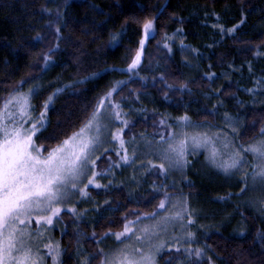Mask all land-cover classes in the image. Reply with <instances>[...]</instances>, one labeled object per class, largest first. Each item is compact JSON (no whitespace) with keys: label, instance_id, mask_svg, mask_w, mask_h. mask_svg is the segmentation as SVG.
I'll list each match as a JSON object with an SVG mask.
<instances>
[{"label":"trees","instance_id":"16d2710c","mask_svg":"<svg viewBox=\"0 0 264 264\" xmlns=\"http://www.w3.org/2000/svg\"><path fill=\"white\" fill-rule=\"evenodd\" d=\"M153 16L157 17L155 38L145 44L139 75L114 97L136 111L129 137L156 133L155 126L164 117L170 121L187 114L194 122L217 123L220 112L239 116L242 134L255 127L240 141L251 142L264 127V93L253 97L247 91L264 79V54H256L257 49L264 52V0H0V101L22 79L35 78L33 83L41 87V97L33 101L39 115L43 99L56 87L101 73L95 82L57 98L43 136H49L58 122L64 131L72 124L78 126L84 105L92 104L116 81L128 79L105 69L127 67L142 38L144 20ZM216 24L239 28L222 35L219 27H213ZM114 36L119 40L113 44ZM166 36L174 41L171 53L163 47L170 40ZM46 55L52 59L41 72ZM69 113H73L71 124L65 122ZM157 183L161 185L163 179ZM151 190L115 187L99 194L92 190L94 198L109 201L103 208L112 212L106 214L104 209L99 224L98 215L85 222L63 213L67 230L55 233L64 252L62 260L77 264V249L94 251L93 231L99 240L109 225L119 231L125 214L132 219L137 210L150 211ZM238 211L229 226L204 228L197 239L209 246L216 264H264V243L259 238L264 233L262 216L244 205Z\"/></svg>","mask_w":264,"mask_h":264},{"label":"snow or ice","instance_id":"6c2138e0","mask_svg":"<svg viewBox=\"0 0 264 264\" xmlns=\"http://www.w3.org/2000/svg\"><path fill=\"white\" fill-rule=\"evenodd\" d=\"M156 19L153 16L144 20L142 38L126 68L105 69L119 71L128 79L116 81L92 104L84 105L79 125L72 124L69 131H64L58 122L53 132L44 137L50 126L48 113L60 95L95 82L102 78L101 73L56 87L43 99L39 115H35L33 101L41 97V87L33 83L35 78L22 79L0 101V264H68L61 259L62 246L51 233L62 222L65 211L81 219L87 209L81 210L80 205L92 200L93 189L110 190L117 168L155 172L157 177L164 178V183L151 186L150 211L141 214L137 210L131 213L132 219L125 214L120 230L112 231L113 225H109L99 240L93 231L94 251L77 249V264H159L165 255L164 264H215L209 246H193L198 245L197 233L193 231L198 217L189 197L174 195L175 183L167 184L168 178L178 173L191 187L188 172L198 163L193 158L201 153L207 167L228 179L240 177L237 198L242 199L250 191L264 193V127L259 128L251 142H240L255 127L244 129L242 134L239 116L225 113L220 129L194 124L187 114L177 118L175 124L167 123L168 118L164 117L154 135L141 134L139 140L129 137L134 124L114 97L139 75L145 44L155 38ZM213 27H219L222 35H232L239 25L232 29L218 24ZM56 31L59 33L60 29ZM167 39L170 37L166 36ZM118 40L119 36L112 37L113 44ZM163 47L171 53L168 43ZM256 54L264 52L257 49ZM51 59V55L44 56V67L39 71L48 69ZM26 84L31 86L24 91ZM256 84V88L247 90L254 97L264 93V79ZM72 116L69 113L65 122L71 124ZM104 180L107 184L102 183ZM248 203L264 214V196ZM111 212V208L105 209L106 214ZM103 219L100 216L97 224ZM259 238L264 243V233ZM107 240H112L114 246L105 247Z\"/></svg>","mask_w":264,"mask_h":264},{"label":"rangeland","instance_id":"374dc122","mask_svg":"<svg viewBox=\"0 0 264 264\" xmlns=\"http://www.w3.org/2000/svg\"><path fill=\"white\" fill-rule=\"evenodd\" d=\"M173 42H174L173 39H170L168 41L169 46ZM27 88L23 90L27 91ZM142 101H144V103L147 101L145 95H143ZM122 105L124 107V110L129 113V118L132 122L133 118L136 116V111L134 110V106H127L125 104ZM129 109H131V111H129ZM217 115L221 122L217 121V123H210L206 121L205 122H194L192 120L191 121L194 124L208 125L212 129H220L224 124L225 114H221L220 112H217ZM229 115L231 116V114ZM166 122L169 124H175L176 119L170 121L167 119ZM158 125L159 124L155 126L157 130L159 129ZM141 134H146L150 137L155 133L154 134H150L146 132L140 133L138 136H136L138 140L140 139ZM157 139H159L158 136ZM113 159H116L114 155H113ZM193 159L194 161H198V163H196L195 167L188 172V179L191 181L192 184L191 187L188 186L186 181H183V178L178 173L175 174L174 176H170L167 181L168 186H171L173 183H175V189L173 190L174 195L176 196L183 195L189 197L190 206L193 209L194 214L198 217L197 225L193 226V231L199 234V232L203 231L204 228H217V227L222 228L229 226L237 216V211L239 208L237 206H242V205L246 206L252 211H255V213L258 215L260 213L262 216V221L264 223V214L258 211L257 208L250 206V204L248 203L250 200L261 198L262 196H264V193L258 191L257 192L250 191L248 195L243 196L242 199L237 198L236 194L239 193L240 191V185H238V181L240 177L237 176L232 179H228L224 177L223 174L218 173L216 169L207 167L205 164V156L203 153H201V155ZM249 163H251V158H249ZM101 166L104 167L105 165H101ZM136 167L137 168L140 167L139 161L137 162ZM114 173H115L114 177H111L113 179V184L110 186V189L115 187H123L129 191L130 189H133V187H135L142 192V190L145 189H152L151 186L153 184L159 185L157 183L159 178H162L164 183V178L157 177L155 172L146 173L143 171H134V169L131 167L114 169ZM151 177L153 179H151ZM150 179L153 180L152 183H150L151 182ZM102 183L107 184V180L102 181ZM96 191L102 192V191H107V189H101ZM106 205L107 204H105V200H98L94 198V196L92 195V200L90 202H86L80 205L81 210L87 209V212L81 219H77V220L85 221V222H93L94 218H97L98 216H101L104 213L102 211L105 209L103 207H105ZM97 207H99V211H97ZM63 213H69V212L65 211ZM66 230H67L66 223L62 220V222L56 226L55 231L51 233V236L54 238L55 241L59 242L58 239L55 237V233L60 232L62 234ZM104 246L112 247L114 246V242L112 240H107ZM193 246L194 247L203 246V244H201L198 240V245H193ZM79 251H84V250L79 249ZM209 255H211V253ZM77 258H78V254H77ZM165 259H167L166 255L164 259L159 260V264L162 263L164 264V262L162 261Z\"/></svg>","mask_w":264,"mask_h":264}]
</instances>
